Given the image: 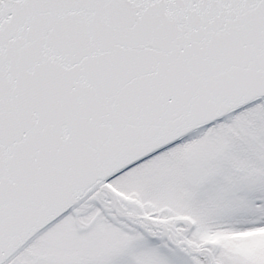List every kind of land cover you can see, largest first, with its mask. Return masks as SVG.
I'll return each mask as SVG.
<instances>
[{
    "label": "snow or ice",
    "instance_id": "obj_1",
    "mask_svg": "<svg viewBox=\"0 0 264 264\" xmlns=\"http://www.w3.org/2000/svg\"><path fill=\"white\" fill-rule=\"evenodd\" d=\"M0 264H264V0H0Z\"/></svg>",
    "mask_w": 264,
    "mask_h": 264
}]
</instances>
